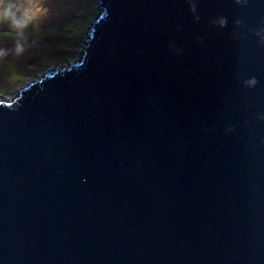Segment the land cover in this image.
<instances>
[{"label": "water", "instance_id": "water-1", "mask_svg": "<svg viewBox=\"0 0 264 264\" xmlns=\"http://www.w3.org/2000/svg\"><path fill=\"white\" fill-rule=\"evenodd\" d=\"M97 2L0 95V264H264V0Z\"/></svg>", "mask_w": 264, "mask_h": 264}, {"label": "rangeland", "instance_id": "rangeland-1", "mask_svg": "<svg viewBox=\"0 0 264 264\" xmlns=\"http://www.w3.org/2000/svg\"><path fill=\"white\" fill-rule=\"evenodd\" d=\"M6 3L11 5L7 17L0 8V95L10 100L36 76L77 61L89 25L101 9L97 0Z\"/></svg>", "mask_w": 264, "mask_h": 264}, {"label": "clouds", "instance_id": "clouds-1", "mask_svg": "<svg viewBox=\"0 0 264 264\" xmlns=\"http://www.w3.org/2000/svg\"><path fill=\"white\" fill-rule=\"evenodd\" d=\"M11 7L10 4L6 3V0H0V8H2V15L7 17L9 15V8ZM18 27H22L23 25L17 22Z\"/></svg>", "mask_w": 264, "mask_h": 264}]
</instances>
